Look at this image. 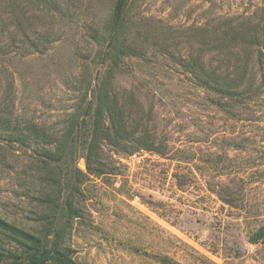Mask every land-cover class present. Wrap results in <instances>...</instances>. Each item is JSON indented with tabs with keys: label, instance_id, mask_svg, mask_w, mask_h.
Here are the masks:
<instances>
[{
	"label": "rangeland",
	"instance_id": "1",
	"mask_svg": "<svg viewBox=\"0 0 264 264\" xmlns=\"http://www.w3.org/2000/svg\"><path fill=\"white\" fill-rule=\"evenodd\" d=\"M28 1L0 0V113L9 112L10 130L28 132L36 124L47 150L62 148L63 134L86 107L81 89L97 82L114 40H127L133 56L124 63L143 73L136 82L161 89L159 105L175 116L164 119L166 127L213 132L215 108L167 69L184 65L192 53L214 51L220 36L246 32L259 43L264 38V0H126L116 26L117 0H40L58 5L50 12L55 18L42 11L44 4ZM50 24L53 34L44 37L49 43L43 53L30 55V45ZM209 40L216 43L207 46ZM244 108L237 142L212 139V146L228 151L214 161L233 168L214 173L210 183L225 188L232 184L226 173L236 175L234 207L210 194L200 176H190L185 191L176 188L171 175L187 166L157 156L129 159L121 169L125 178L87 179L78 173L87 175L86 160L72 143L61 160L46 164L28 146L1 141L0 219L79 264H264V242H250L264 228V97L254 100L250 112ZM198 114L208 123L187 121ZM0 249L6 256L1 264H10L13 257L23 260L26 247L0 233Z\"/></svg>",
	"mask_w": 264,
	"mask_h": 264
},
{
	"label": "trees",
	"instance_id": "2",
	"mask_svg": "<svg viewBox=\"0 0 264 264\" xmlns=\"http://www.w3.org/2000/svg\"><path fill=\"white\" fill-rule=\"evenodd\" d=\"M31 1L44 4L42 11L48 17L55 18L50 12H56L58 5L40 2V0ZM125 1L117 0L116 2L114 26L118 25L122 19ZM8 9L14 10L12 6H8ZM17 19L19 21V18ZM17 23L18 27L24 28V22ZM50 25L43 29V36L30 45L33 48L30 55L43 53L46 44L49 43L46 39L53 34L52 25ZM240 33L220 36L217 42L218 47L214 51L209 49L195 52L196 54L192 53L186 57L184 65L179 64V68L167 69L180 78H184L185 82L196 90L198 100L209 103L215 108L214 115L217 118L215 122L209 123L213 127V132L210 130L205 132L204 128L199 130L196 126L182 131L177 123L172 129L164 125V119L175 116L171 112L165 113L163 107L159 105L163 101L158 99L161 89L136 82L143 73L136 67L124 63L133 55L132 50L127 46V40L122 39L124 41L114 40L116 46L109 53V64L104 67V71L99 69L100 77L97 82L94 84L90 82L89 89H81L82 102L85 101L86 107L85 109L80 107L73 124L63 134L62 148L44 149L40 144L45 133L36 124H33L28 132L17 128L10 130L9 112L7 115L5 112L0 113V142L9 145L17 142L25 147L28 146L26 150L31 152L35 159L46 164L61 160V156H64L68 150V145L72 143L75 146V152L81 153L86 160L87 175L78 173L80 177L87 179L91 176L97 178L108 175L114 179L125 178L127 174L121 169L126 167L125 162L129 159L144 154L157 156L170 163L187 166L186 170L178 169L171 175L176 188L185 191L186 180L190 176H200L205 180L210 194L215 195L229 207H234L237 201V190L234 186L237 176L226 173L225 176L232 184L225 188L218 185L212 186L210 183L214 173L221 176L222 173L233 168L221 160L214 161L215 156L228 154V151L218 149V143L212 146V139L222 138L231 143L237 142L238 123L244 120L241 115L243 110L240 107H245V112L248 113L254 100L264 97V90L260 87L261 84H258L259 79H262L264 83V38L262 43H259L260 40L249 36V33ZM24 36H28L26 32H23ZM24 38L28 41L27 37ZM7 39L11 41L10 38ZM1 41L4 42L5 37L0 38V44H3ZM213 43L216 42L209 40L206 44L209 46L208 44ZM220 45L223 48H220ZM255 45L262 47L259 51H255ZM2 66L0 64V69ZM163 71V69H157L156 74ZM121 77L128 81L123 83L120 81ZM204 117L198 114L197 117L189 118L187 121L208 123ZM29 142L35 146L26 145ZM201 152H203L202 155H199ZM204 155L206 161H202ZM72 174L74 173H71V176ZM169 177L170 174H166V179ZM82 181L79 179L81 185ZM133 197L132 195L131 199ZM137 197L150 206H154L153 202L145 201V196L137 195ZM0 233H6L10 238L21 240L22 245L26 247L23 260L13 257L10 264H79L69 258L65 252L56 247H48L41 238L11 226L2 219H0ZM250 242L254 244L264 242V228L259 229ZM4 257L6 256L0 249V264Z\"/></svg>",
	"mask_w": 264,
	"mask_h": 264
}]
</instances>
